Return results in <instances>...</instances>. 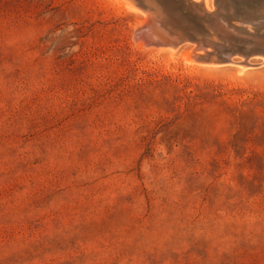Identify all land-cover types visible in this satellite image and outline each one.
<instances>
[{
	"label": "rangeland",
	"instance_id": "obj_1",
	"mask_svg": "<svg viewBox=\"0 0 264 264\" xmlns=\"http://www.w3.org/2000/svg\"><path fill=\"white\" fill-rule=\"evenodd\" d=\"M166 2L0 0V264H264V55Z\"/></svg>",
	"mask_w": 264,
	"mask_h": 264
},
{
	"label": "bare ground",
	"instance_id": "obj_2",
	"mask_svg": "<svg viewBox=\"0 0 264 264\" xmlns=\"http://www.w3.org/2000/svg\"><path fill=\"white\" fill-rule=\"evenodd\" d=\"M121 1L129 9L139 10L145 14V17L135 25V37L137 43L146 48H170L176 49L180 42L177 39L171 37H164L159 34L161 31V25L158 20L154 18V15L161 11L163 7L167 6L166 0H118ZM188 6L196 12L199 19L207 22L206 28L210 31L218 29L219 35L222 39L235 38L238 41L250 42L252 45H264V23H257L249 16L248 12L241 13L240 15H232L229 12L223 13L221 18L218 19L217 8L208 2V0H188ZM211 6H210V5ZM215 5V4H214ZM225 7L228 8L227 5ZM224 7V9H225ZM212 11H210V9ZM227 10V9H226ZM252 14V13H251ZM264 17V12H262ZM244 15V17H243ZM158 17V15H156ZM163 25L168 26V22L161 21ZM221 24V26H219ZM211 25V26H210ZM165 27V26H163ZM211 27V28H210ZM204 29V28H203ZM184 31V30H183ZM187 32V31H185ZM188 34V33H187ZM238 36V37H237ZM203 51L197 52L194 55V50L189 49L185 52V57L189 61L196 63H218L216 61V54L212 52L211 46L213 42L211 40H203ZM198 44V43H197ZM245 44V45H251ZM168 45V46H165ZM230 61H234L230 56ZM200 61V62H199ZM250 64L247 58L238 65L241 69L245 68L246 64ZM264 62V60H263Z\"/></svg>",
	"mask_w": 264,
	"mask_h": 264
},
{
	"label": "water",
	"instance_id": "obj_3",
	"mask_svg": "<svg viewBox=\"0 0 264 264\" xmlns=\"http://www.w3.org/2000/svg\"><path fill=\"white\" fill-rule=\"evenodd\" d=\"M173 1V0H172ZM188 2V0H186ZM241 2H243L240 6L241 10L239 11L237 9V13L236 15H240L241 13L246 14V12H248L249 16H247L248 18H251L253 19L254 21H256L257 23L261 24V23H264V17H262V12H264V0H240ZM187 7H190L188 6V4H186ZM224 6V5H223ZM228 6V5H227ZM225 7V6H224ZM191 8V7H190ZM229 8V7H228ZM224 9V8H223ZM227 9V7H225V10ZM193 10V9H192ZM236 9L233 10V12L231 13L232 15H234V11ZM194 11V10H193ZM212 11V10H210ZM217 11V9H216ZM195 12V11H194ZM219 11H217L218 13ZM230 13V12H229ZM252 13V14H251ZM223 13H218V18H221L220 16H222ZM157 16L154 15V18L156 19ZM244 17V15H243ZM157 20V19H156ZM160 25H161V28L162 26H166V25H163V23L161 22L162 20L161 19H158ZM169 24V23H168ZM167 24V25H168ZM163 29V28H162ZM161 29V30H162ZM189 32H185V31H181L179 33H175V39H177V42H180L186 38H189L188 37V34ZM192 34L190 33L189 36H191ZM194 36V35H193ZM212 43V42H211ZM248 44H251L250 42H247ZM199 44V43H198ZM252 45V44H251ZM253 46H256L257 49H261L260 53L264 55V45H253ZM213 52V51H212ZM258 52V51H257ZM229 57V55H226Z\"/></svg>",
	"mask_w": 264,
	"mask_h": 264
}]
</instances>
